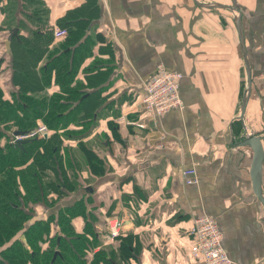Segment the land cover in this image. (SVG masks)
Returning <instances> with one entry per match:
<instances>
[{"label":"crops","instance_id":"0c3cea01","mask_svg":"<svg viewBox=\"0 0 264 264\" xmlns=\"http://www.w3.org/2000/svg\"><path fill=\"white\" fill-rule=\"evenodd\" d=\"M199 1L237 12L193 0H0V89L9 102L22 92L49 99L61 91L54 70L48 83L43 78L47 58L75 47L53 52L63 40L45 44L31 40L35 34L59 26L84 35L72 85L86 91L90 126L80 137L65 134L81 129L75 122L57 131L60 153L66 160L72 153L80 171L67 172L73 189L58 207L42 214L39 207L38 214L80 202L85 216L75 215L71 225L78 233L94 232L95 251L116 248L117 239L104 237L106 219L123 218V235L132 234L134 248L129 264H206L189 251V227L203 214L215 219L231 264H264V204L253 190V151L239 144L246 133L264 145V0ZM237 15L250 70L241 117L247 74ZM14 27L17 37L9 39ZM159 63L182 74L183 104L149 119L142 112L143 85ZM140 115L142 129L118 120ZM36 123L48 128L41 118ZM52 133L48 128L44 138ZM79 141L104 160L101 175L89 170ZM191 167L197 181L186 183L182 171ZM256 177L264 197V162Z\"/></svg>","mask_w":264,"mask_h":264},{"label":"trees","instance_id":"16d2710c","mask_svg":"<svg viewBox=\"0 0 264 264\" xmlns=\"http://www.w3.org/2000/svg\"><path fill=\"white\" fill-rule=\"evenodd\" d=\"M65 30L66 33L59 37H55L50 29L49 34L41 37L35 34L31 38L34 41L38 38L45 44L63 40L53 52L75 47L74 53L73 49H68L47 58L43 78L48 83L54 70L60 92L49 99H36L22 92L9 102L3 99L0 89V264H129L127 259L134 252L130 233H122L117 238L115 249L110 246L95 251L94 244L98 240L94 232L78 233L71 225L75 215L85 216L80 202L58 208L56 213L45 217L40 216L44 209L54 207L66 192L73 189L67 172H72L74 177L80 171L72 153L67 160L66 154L60 153L62 138L58 129L75 122L81 125V129H67L65 134L71 132L80 137L81 132L90 126L86 117L91 115L84 112L86 91L80 90L81 84L77 82L72 85L84 55L77 52L81 44L77 46V43L84 35L75 36L68 34L69 28ZM60 112L65 118L59 116ZM37 118H41L54 133L26 142L22 147L14 144L13 131L36 127ZM76 145L89 170L101 175L105 171L101 156L85 141ZM48 170L54 173L53 177L46 175ZM39 207L43 210L40 211Z\"/></svg>","mask_w":264,"mask_h":264},{"label":"built area","instance_id":"2783aa9c","mask_svg":"<svg viewBox=\"0 0 264 264\" xmlns=\"http://www.w3.org/2000/svg\"><path fill=\"white\" fill-rule=\"evenodd\" d=\"M52 32L55 37H59L64 35L66 30L59 26H53ZM181 77L180 72L168 70L161 63L157 64L155 73L143 85L144 92L141 97L142 112L149 119L158 117L171 108L182 107L183 103L179 93ZM140 117L141 115L137 120H128L120 116L118 120L142 129L146 127V124L141 121ZM46 135H48V128L41 123L26 130V133L20 136H13L12 141L16 138L44 137ZM182 175L186 183L197 181L193 167L183 169ZM106 229L105 239L114 242L125 231L123 218L119 216L108 217ZM188 233L191 238L189 251L193 259L204 261L206 264H231V259L222 246V232L213 217L203 214L194 218Z\"/></svg>","mask_w":264,"mask_h":264},{"label":"water","instance_id":"95a60500","mask_svg":"<svg viewBox=\"0 0 264 264\" xmlns=\"http://www.w3.org/2000/svg\"><path fill=\"white\" fill-rule=\"evenodd\" d=\"M195 4L199 6H204V7H221V8H227L232 12H237V9L233 6L227 5V4H220V3H212V2H202L199 0H193ZM235 18V24L237 27L238 31V36H239V41L241 45V49L243 52L244 56V62H245V67H246V74H247V88L243 94L242 97V102H241V107H240V117L243 115L245 106L248 100L249 92H250V70H249V64H248V59L246 56V48L244 44V38L242 34V27H241V22H240V17L239 15L234 16ZM17 32L18 28L14 27L12 28L10 34H9V39H11L13 36L17 37ZM26 133V130H15L13 131V136H20L22 134ZM244 137L239 144L241 145H249L252 148L253 151V162H252V170H251V176H252V184H253V190L256 194V196L259 198V200L264 204V197H262L259 185H258V177L257 174L259 173L261 169L262 162H264V145L261 143V137L255 136L253 134L251 135H246V133L242 136ZM36 138H16L14 140V144H16L18 147H22L23 144L26 142H31L35 140ZM44 217V216H43Z\"/></svg>","mask_w":264,"mask_h":264},{"label":"rangeland","instance_id":"374dc122","mask_svg":"<svg viewBox=\"0 0 264 264\" xmlns=\"http://www.w3.org/2000/svg\"><path fill=\"white\" fill-rule=\"evenodd\" d=\"M56 207H58V204H57L56 206L52 207L51 209L54 208V210H55ZM51 209H49L48 212H49Z\"/></svg>","mask_w":264,"mask_h":264},{"label":"bare ground","instance_id":"6f19581e","mask_svg":"<svg viewBox=\"0 0 264 264\" xmlns=\"http://www.w3.org/2000/svg\"><path fill=\"white\" fill-rule=\"evenodd\" d=\"M47 136V135H46ZM45 137V136H44ZM44 137H33V138H36V139H38V138H44Z\"/></svg>","mask_w":264,"mask_h":264}]
</instances>
